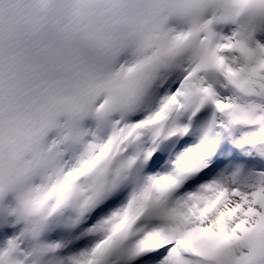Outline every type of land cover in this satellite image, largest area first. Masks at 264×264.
Returning a JSON list of instances; mask_svg holds the SVG:
<instances>
[{"label": "snow or ice", "instance_id": "6c2138e0", "mask_svg": "<svg viewBox=\"0 0 264 264\" xmlns=\"http://www.w3.org/2000/svg\"><path fill=\"white\" fill-rule=\"evenodd\" d=\"M0 264H264V0H0Z\"/></svg>", "mask_w": 264, "mask_h": 264}]
</instances>
